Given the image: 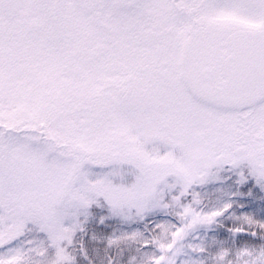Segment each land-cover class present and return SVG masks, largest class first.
Here are the masks:
<instances>
[{
    "label": "snow or ice",
    "instance_id": "snow-or-ice-1",
    "mask_svg": "<svg viewBox=\"0 0 264 264\" xmlns=\"http://www.w3.org/2000/svg\"><path fill=\"white\" fill-rule=\"evenodd\" d=\"M0 264H264V0H0Z\"/></svg>",
    "mask_w": 264,
    "mask_h": 264
}]
</instances>
